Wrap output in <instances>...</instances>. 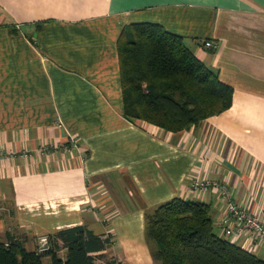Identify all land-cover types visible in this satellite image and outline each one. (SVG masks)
Returning a JSON list of instances; mask_svg holds the SVG:
<instances>
[{
    "label": "crops",
    "instance_id": "crops-1",
    "mask_svg": "<svg viewBox=\"0 0 264 264\" xmlns=\"http://www.w3.org/2000/svg\"><path fill=\"white\" fill-rule=\"evenodd\" d=\"M134 23L182 37L232 88L230 107L177 133L127 119L117 40ZM193 180L264 216V0H0V244L35 252L38 236L83 226L109 241L95 264H154L145 213L181 198L264 259Z\"/></svg>",
    "mask_w": 264,
    "mask_h": 264
},
{
    "label": "trees",
    "instance_id": "trees-1",
    "mask_svg": "<svg viewBox=\"0 0 264 264\" xmlns=\"http://www.w3.org/2000/svg\"><path fill=\"white\" fill-rule=\"evenodd\" d=\"M123 115L165 131L181 132L230 107L232 88L199 61L182 37L153 23L130 24L117 40ZM145 237L154 264H264L256 253L218 236L209 206L173 198L145 213ZM50 250L26 252L10 240L0 244V264H95L106 248L86 227L48 236ZM61 241L66 248L58 255Z\"/></svg>",
    "mask_w": 264,
    "mask_h": 264
},
{
    "label": "built area",
    "instance_id": "built-area-1",
    "mask_svg": "<svg viewBox=\"0 0 264 264\" xmlns=\"http://www.w3.org/2000/svg\"><path fill=\"white\" fill-rule=\"evenodd\" d=\"M204 45L205 47H210L212 44L209 41H205ZM210 188L218 190L221 200L226 206L225 215L221 219V226L234 236L249 235L255 246L264 247V216L252 214L236 203L226 184H218L209 180H193L190 184V189L193 191H207ZM36 245L37 253H44L50 250L48 236H38Z\"/></svg>",
    "mask_w": 264,
    "mask_h": 264
}]
</instances>
